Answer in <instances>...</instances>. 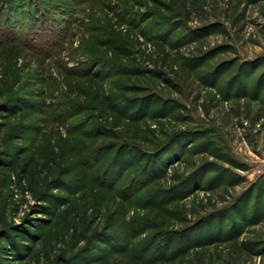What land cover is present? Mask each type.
Instances as JSON below:
<instances>
[{
    "label": "rangeland",
    "instance_id": "obj_1",
    "mask_svg": "<svg viewBox=\"0 0 264 264\" xmlns=\"http://www.w3.org/2000/svg\"><path fill=\"white\" fill-rule=\"evenodd\" d=\"M13 1L0 264H264V0Z\"/></svg>",
    "mask_w": 264,
    "mask_h": 264
},
{
    "label": "trees",
    "instance_id": "obj_2",
    "mask_svg": "<svg viewBox=\"0 0 264 264\" xmlns=\"http://www.w3.org/2000/svg\"><path fill=\"white\" fill-rule=\"evenodd\" d=\"M17 2H18V5L20 4L19 7H16ZM38 7H39V5H38V2L36 0H14L11 4V7L9 8V10L2 15H4V17H6L5 18L6 20H9L11 18H14L13 15L15 13H18L16 11H19V14H21V15L19 17H17L18 19L15 18L13 25L15 26L14 27V29H15L14 33L15 34H21L20 33L21 31L18 29L19 27L17 25L24 24V21H25V23H27V21H31V24L29 25V29H28V30H30L32 27H34L33 24H35V22L37 23L38 20H41V18H37V21H33L28 17V14H27V13H31L30 9L38 10ZM22 16H25V17H22ZM43 21H45V19ZM43 21L41 23H43ZM33 225L36 226L37 228H41V229H43L45 227V225L39 221L33 222ZM24 238H27V240H31V239H29V237H26V236H24Z\"/></svg>",
    "mask_w": 264,
    "mask_h": 264
}]
</instances>
